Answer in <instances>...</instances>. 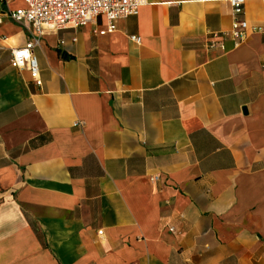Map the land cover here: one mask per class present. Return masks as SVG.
Returning a JSON list of instances; mask_svg holds the SVG:
<instances>
[{
	"label": "crops",
	"instance_id": "obj_1",
	"mask_svg": "<svg viewBox=\"0 0 264 264\" xmlns=\"http://www.w3.org/2000/svg\"><path fill=\"white\" fill-rule=\"evenodd\" d=\"M232 22L226 0H145L103 36L2 18L0 264H264V36ZM31 37L40 87L10 66Z\"/></svg>",
	"mask_w": 264,
	"mask_h": 264
},
{
	"label": "built area",
	"instance_id": "obj_2",
	"mask_svg": "<svg viewBox=\"0 0 264 264\" xmlns=\"http://www.w3.org/2000/svg\"><path fill=\"white\" fill-rule=\"evenodd\" d=\"M245 1L226 0L232 9L233 22L228 36L234 46H239L249 33H260L264 36V27H251L242 18ZM24 3V8L0 12V24L2 18L7 17L12 22L29 25L37 36H41L44 31L84 28L94 23L99 16H103L105 28L98 31L103 36L115 31L117 20L136 16L145 0H24ZM130 40L140 43L138 36H131ZM37 44V37H31L22 47L12 49L10 66L14 69H25L35 85L40 87L42 82L33 51ZM74 126H81V123H75ZM98 234L101 235L102 232L98 231Z\"/></svg>",
	"mask_w": 264,
	"mask_h": 264
}]
</instances>
